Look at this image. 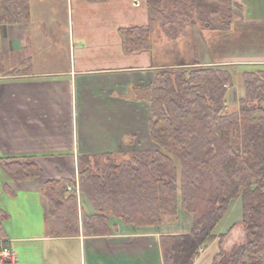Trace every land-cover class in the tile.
I'll return each mask as SVG.
<instances>
[{
	"label": "crops",
	"instance_id": "crops-1",
	"mask_svg": "<svg viewBox=\"0 0 264 264\" xmlns=\"http://www.w3.org/2000/svg\"><path fill=\"white\" fill-rule=\"evenodd\" d=\"M116 1L124 0H30L28 22L0 23V158L32 156L39 167L35 178L16 181L0 163V264H165L163 237L191 230V223L177 229L179 210L175 221L159 225L110 216L108 234L49 232L48 180L77 182L83 155L122 160L159 149L150 136L147 89L165 63L147 50H124L120 28L147 25L148 9L129 25L117 22ZM233 1L246 21L264 23V0ZM79 202L80 216L95 213L86 196ZM216 242L194 264H213Z\"/></svg>",
	"mask_w": 264,
	"mask_h": 264
},
{
	"label": "trees",
	"instance_id": "trees-1",
	"mask_svg": "<svg viewBox=\"0 0 264 264\" xmlns=\"http://www.w3.org/2000/svg\"><path fill=\"white\" fill-rule=\"evenodd\" d=\"M172 1L182 11L196 8L210 27L204 12L208 7L221 17L224 25L219 28L225 30L232 27L234 7L240 6L233 0ZM146 3L147 25L120 28L128 53L152 51L158 21L169 18L163 0ZM30 18V0H0V23ZM197 55L190 62L157 69L147 89L150 136L158 150L133 151L122 160L112 153L83 155L77 182L60 178L45 183L51 236L79 235L81 228L86 235L111 233L109 215L127 223L158 225L177 217L181 204L194 215L192 229L163 237L164 263L194 264L201 249L217 238L219 254L224 253L227 233L218 237L214 231L231 201L241 197L243 224L251 239L237 246L231 259L218 263L216 257L213 264H264V107L256 103L264 101V70L243 73L245 97L240 108L223 112L234 76L229 70L202 65ZM23 66L30 71L31 59ZM0 163L16 181L39 175L32 156H4ZM70 185H79L95 213L80 216ZM204 202L208 208L200 212Z\"/></svg>",
	"mask_w": 264,
	"mask_h": 264
},
{
	"label": "rangeland",
	"instance_id": "rangeland-1",
	"mask_svg": "<svg viewBox=\"0 0 264 264\" xmlns=\"http://www.w3.org/2000/svg\"><path fill=\"white\" fill-rule=\"evenodd\" d=\"M145 1L140 0L141 5L139 7L133 4V0L116 1L115 3L119 6L117 8V22L129 23V25L137 23L134 14L145 13L147 5ZM163 2L166 5V15L170 19L168 18L167 22L159 20L157 23L156 38L154 40L156 44L152 47V51H149L153 56L154 62L157 64L164 62L163 67H167L175 64L176 61L186 60L190 62L194 59L195 54H198L195 58H199L203 62L202 65L229 70L234 76V82L230 87V93L228 92V102L223 112L231 113L237 111L240 108V100L245 97L243 72L246 70H264V23L246 21L242 7L235 6L232 12L231 29H221L219 27L224 25L220 22L221 17L213 14L207 7L208 9L206 8L204 12L208 21H210L209 27V24L200 20L196 8L182 11V8L175 5L172 0H163ZM186 13L190 17L185 16ZM171 15L174 16L171 18ZM256 103L264 107V101H256ZM176 163L179 166L178 161ZM68 191L76 192L80 211V196L86 195L81 192L79 185L68 187ZM207 208L208 205L204 202L200 204L199 211L203 212ZM179 210L181 211L180 214H182L180 215V225H178L177 229L179 231H188L190 223H193L194 215L185 210L181 204L179 205L178 213ZM34 211L35 209H33ZM243 215L242 198L233 199L214 231L218 237L223 233H227L222 244L224 253L222 255L219 254L220 250L218 242H216L215 246L217 247L209 255L208 260L213 262L217 257L216 261L219 263L222 260L231 259L234 249L237 246L246 244L251 239L244 227ZM110 216L114 215H109V221ZM176 219L177 217L166 218L164 222L170 223ZM121 220L124 221L123 219ZM217 239L219 240V238ZM6 264L8 263L6 262Z\"/></svg>",
	"mask_w": 264,
	"mask_h": 264
},
{
	"label": "built area",
	"instance_id": "built-area-1",
	"mask_svg": "<svg viewBox=\"0 0 264 264\" xmlns=\"http://www.w3.org/2000/svg\"><path fill=\"white\" fill-rule=\"evenodd\" d=\"M3 253H8V249L7 248H4V250L2 251Z\"/></svg>",
	"mask_w": 264,
	"mask_h": 264
}]
</instances>
